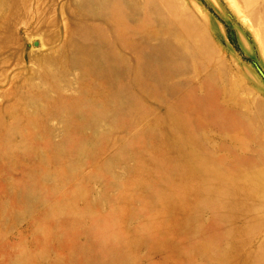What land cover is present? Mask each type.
Returning a JSON list of instances; mask_svg holds the SVG:
<instances>
[{
  "label": "rangeland",
  "instance_id": "obj_1",
  "mask_svg": "<svg viewBox=\"0 0 264 264\" xmlns=\"http://www.w3.org/2000/svg\"><path fill=\"white\" fill-rule=\"evenodd\" d=\"M0 264H264V0H0Z\"/></svg>",
  "mask_w": 264,
  "mask_h": 264
}]
</instances>
